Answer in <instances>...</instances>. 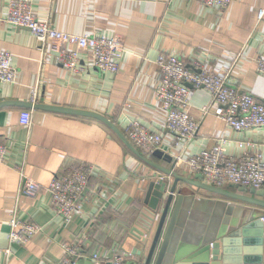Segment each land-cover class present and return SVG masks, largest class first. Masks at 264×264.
Instances as JSON below:
<instances>
[{"label":"crops","instance_id":"1","mask_svg":"<svg viewBox=\"0 0 264 264\" xmlns=\"http://www.w3.org/2000/svg\"><path fill=\"white\" fill-rule=\"evenodd\" d=\"M8 1L0 0V51L10 53L15 81L0 83V105L5 104L0 107V142L6 148L0 163V264H56L63 244L79 245L74 264H94L95 252L133 259L130 253L142 248L137 234L151 229L152 235L157 224L143 203L144 187L157 171L94 118L15 104L30 103L33 89L34 105L100 114L123 135L128 123L139 121L161 135L158 152L172 158L174 171L190 179L194 176L187 171V158L210 148L219 137L226 138L232 157L258 152L264 159V127L234 132L213 115H202V107L215 108L205 89H190L188 112L200 122L190 142L167 131L166 114L154 92L160 77L154 62L165 53L196 72L226 76L237 91L264 105V76L256 72V60L264 58V15L258 19L264 0H231L222 12L197 0H25L38 19L58 31L117 37L124 52L115 75L93 67L87 50L78 52L76 73L65 70L56 63V45L48 42L40 49L28 30L4 23ZM25 110L31 111L29 127L20 125ZM135 149L155 164L170 167L162 158ZM72 162L89 163L94 171L87 199L64 221L45 188ZM22 176L40 186L33 199L20 192ZM194 193L195 198L218 199L204 191ZM12 216L41 228L26 246L8 240ZM105 258L101 261L106 264Z\"/></svg>","mask_w":264,"mask_h":264},{"label":"built area","instance_id":"2","mask_svg":"<svg viewBox=\"0 0 264 264\" xmlns=\"http://www.w3.org/2000/svg\"><path fill=\"white\" fill-rule=\"evenodd\" d=\"M202 6L222 12L230 5L231 0H197ZM264 11L258 14L262 19ZM4 23L15 28L28 30L36 39L40 49L49 42L57 46L56 63L65 70L76 73L77 55L80 50L90 53L91 65L102 73L115 75L119 70L123 48L117 37H108L100 33L85 35L68 34L56 30L47 21L38 19L31 5L25 0H9ZM68 47V48H67ZM160 77L155 86V100L165 112V128L175 138L190 142L196 138L200 122L190 117L188 112L191 88H203L212 98L215 108H201L202 115L211 114L221 120L228 130L234 132L248 131L264 127V105L256 101L251 94L240 93L231 86L226 76L205 71L196 72L187 68L180 58L172 54L160 53L155 59ZM256 72L264 76V58L256 60ZM15 70L11 66V55L0 51V83L13 84ZM36 89L32 90L30 104L36 102ZM31 111L25 110L20 115V125L29 127ZM124 136L129 143L140 149L145 156H151L159 150L162 137L150 131L137 120H132L124 130ZM227 140L219 137L210 148L190 156L186 160L189 175L200 176L201 182L227 188L231 185L243 186L255 190H264V159L258 152H244L240 157L230 156L226 151ZM243 147L244 144H239ZM6 155V148L0 142V163ZM94 166L85 162H72L66 166L61 175L55 176L47 187L57 216L69 221L71 216L79 212L81 205L87 199L89 179ZM40 191L37 182L27 176H22L20 192L33 199ZM264 222V216L261 218ZM10 244L26 246L41 228L30 221L20 220L15 216L8 222ZM63 256L56 264H74L79 256V245L63 244ZM7 255L10 250L4 251ZM102 258L92 255L94 264H105ZM112 264H122L124 259L112 254L104 259Z\"/></svg>","mask_w":264,"mask_h":264},{"label":"water","instance_id":"3","mask_svg":"<svg viewBox=\"0 0 264 264\" xmlns=\"http://www.w3.org/2000/svg\"><path fill=\"white\" fill-rule=\"evenodd\" d=\"M15 104L94 118L157 171L143 190V203L157 219L156 228L152 235L151 229L137 234L142 248L132 251L130 257L133 259L122 264H264V222L261 221L264 200L257 199L264 197V190L238 185L227 188L206 185L200 176L190 179L175 172L176 162L156 151L152 156L162 158L170 166L161 167L142 157L116 126L100 114L30 103ZM168 178H172L171 183ZM193 189L218 199L195 198ZM187 190L191 193H186ZM225 213H228L227 220L213 228L211 216L218 221ZM93 254L109 258L111 253Z\"/></svg>","mask_w":264,"mask_h":264},{"label":"rangeland","instance_id":"4","mask_svg":"<svg viewBox=\"0 0 264 264\" xmlns=\"http://www.w3.org/2000/svg\"><path fill=\"white\" fill-rule=\"evenodd\" d=\"M211 213V212H210ZM212 215V214H211ZM224 217V218H223ZM227 218H228V213H225V216H223V215H221L220 216V219L218 220V221H216L217 220V218L213 215V216H211V221L212 222H214V227L213 228H216L217 226H219L220 224H222L223 222H225L226 220H227Z\"/></svg>","mask_w":264,"mask_h":264}]
</instances>
